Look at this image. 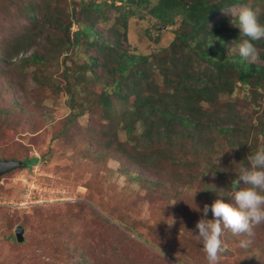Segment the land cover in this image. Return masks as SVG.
Segmentation results:
<instances>
[{
    "label": "trees",
    "instance_id": "trees-1",
    "mask_svg": "<svg viewBox=\"0 0 264 264\" xmlns=\"http://www.w3.org/2000/svg\"><path fill=\"white\" fill-rule=\"evenodd\" d=\"M7 1L8 13L11 16L17 11L22 14V18L29 20L21 34L11 36L10 45L2 44L0 39V84L4 94L13 92L11 104L3 107L2 111L18 125L26 112L32 108L21 103L24 93L21 81L24 78L15 72L22 73L24 66L32 65L35 67L32 78L36 82V90L54 97H66L65 100L69 103L70 113L65 117L57 137L60 135L67 138L69 135L86 131L88 124L82 126L78 120L80 117L84 119L96 113L95 106L98 103H104L107 111H111L101 115L113 116L112 109L108 108L110 96L125 101L133 98L140 102L141 105L135 107L133 112L122 115L123 120L127 116L135 119L137 115L146 125L145 134H159V138L167 147V153L164 155L162 151L157 153L151 150L142 153L139 160L131 162L129 168L121 165V171L126 175L131 171L136 172L132 179L136 183L155 184L156 177L152 168L156 166H162L161 170H179L182 166L195 169L200 166L202 170H192L198 177L208 182L209 177L215 176L216 186L220 190H228L240 166H248V154L264 146V104L255 121L252 117L245 118L235 112L237 105L242 109L247 107L249 102L256 103L259 97L264 96V65L241 62L235 53L224 54V46L230 38L239 40V30L233 28L224 35L220 28L224 24H231V17L221 15L215 19L225 7L251 4L256 8L260 0H156L147 9V14L155 21V36L159 37L160 30L156 28L157 25L166 24L173 28L170 31L172 36L165 44L163 52L157 54V51L153 50L150 56L132 51L128 37L129 31L135 25L145 27L146 23L141 16L142 3L150 4L152 0H64V13L53 2L42 0L40 14L36 9L38 4L35 0H2V3ZM111 20L115 26L122 29L114 27L104 30L99 25L101 21ZM259 20L264 24V10L259 14ZM73 23L77 25V29L71 31ZM147 37L150 38L151 34H147ZM255 46L257 51L258 47L263 49L260 55L264 56V40L256 41ZM81 47L88 48L85 60L72 61L73 54ZM27 48L32 49L31 53L13 60V55L16 56L20 50ZM197 57L210 63L211 67L202 68L200 71L195 69ZM67 61H70V65L66 64ZM60 68H63L61 73H52V70L58 71ZM156 71L162 75L161 82L156 80ZM99 82L101 85H98ZM237 83L247 85L250 91L243 94V98L240 95L233 96L222 107L214 109L212 102L216 92L221 90L232 94ZM17 89L20 92H17ZM238 92H241L240 88ZM247 97L251 100H247ZM202 102H207L208 106L203 107ZM3 114L0 121L5 119ZM2 125L9 127L8 132L14 129V126H8L7 122ZM126 128L130 130L129 125ZM214 139H224L232 144L223 149L225 144L215 146ZM201 143L207 145L204 150L199 149ZM103 147L109 149L110 142H105ZM222 149L224 159L218 166L213 160V154ZM135 151L140 153L138 149ZM13 158L24 162L23 167L27 169L36 161V158H33V161L28 157ZM180 175L181 173L178 177ZM207 184L209 190L215 188L214 183ZM173 193L175 198L179 193L178 189L175 188ZM205 199L206 204L211 205L209 191L206 192ZM211 215L209 210L206 218L212 219ZM105 218L106 215L103 219L107 221ZM128 230L131 234L134 233L131 228ZM13 234L9 235L13 242H24V239L18 242ZM184 237L197 249L202 247L194 235ZM227 237L229 239L225 242ZM58 238L65 264H99L87 253L89 244L75 240L71 246V241L65 234ZM131 238L141 249L152 246L149 240L139 235ZM239 238L225 230L221 239L228 245ZM127 239L130 240L128 236ZM248 251L247 255L238 256L236 264H264L263 245ZM163 257V263L171 264L170 255ZM200 259L203 264H207L203 249ZM177 261L180 264H189L181 259ZM223 262L226 261L221 257L220 264ZM135 264L155 263L148 254L146 260H139Z\"/></svg>",
    "mask_w": 264,
    "mask_h": 264
},
{
    "label": "rangeland",
    "instance_id": "rangeland-1",
    "mask_svg": "<svg viewBox=\"0 0 264 264\" xmlns=\"http://www.w3.org/2000/svg\"><path fill=\"white\" fill-rule=\"evenodd\" d=\"M41 1L35 0L39 14L43 6ZM46 1L53 2L64 13L63 8L66 7L64 0ZM154 2L156 0H152L150 4L142 3L141 16L146 23L145 27L135 25L129 31L128 37L129 48L132 51L148 56L153 50H156L157 54L163 52L165 44L172 36L170 31L173 28L166 24L157 25L156 28L160 30L159 37L155 36L157 33L156 29L153 31L155 21L147 14V9ZM258 3L256 8L261 13L264 10V0ZM239 5L241 4L225 8ZM8 8L9 1L3 4L0 0V39L4 45H10L11 36L21 34L29 22L17 11L11 16ZM224 9L215 19L221 15L230 16ZM99 25L104 30L114 27L122 29L115 26L113 20L101 21ZM233 28L236 27L232 24H224L220 29L225 35ZM76 29L77 25L73 23L71 31ZM147 34H151V37L148 38ZM237 42L233 37L230 38L224 46L223 53L233 54L232 48ZM261 50L263 51L258 47L259 54L254 63L264 65ZM31 51L30 48L20 50L16 56L13 55V60L28 55ZM87 52V47L78 48L71 60L74 62L85 60ZM66 64L70 65V61ZM210 67L207 61L197 59L195 69L198 71ZM62 70L63 68L58 71L52 70V73H61ZM191 70L195 72L194 69ZM22 71L15 72L24 78L21 84L24 86L25 94L22 91L21 103L32 109L26 112L19 125L10 120L8 114H3L2 109L11 104L13 92L4 94L0 84V116L3 114L5 118L4 121H0V157L5 159L28 157L32 161L36 158V161L32 162L29 169L15 168L0 178V264H65L58 238L64 234L70 239L71 246L75 240L89 244L87 253L99 264H135L139 260H146L148 254L153 263L165 264L162 260L164 257L157 251L158 247L165 257L171 256L169 257L171 264H180L178 259L189 264H203L200 259L202 247L197 249L190 245L192 243L186 241L184 236L192 235L189 231L193 234L197 231L195 223L202 215L191 208L195 206L191 196L193 191L198 190L193 199L201 209L206 204L207 191L212 202L217 198L231 202L230 197L219 195L227 190H220L216 186L217 178L209 177L208 182L215 184H213L215 188L209 190L208 182L192 171L202 170L200 166L195 169L182 166L178 168L179 170H161L162 166H156L152 168L156 177V179L153 177L156 180L155 184L136 183L132 180L136 172L131 171L126 175L121 171V165L129 168L131 162L139 160L142 153L151 150L157 153L162 151L164 155L167 153V147L159 138V134L156 136L145 134L146 125L141 118L137 115L135 119L127 116L123 120L122 115L133 112L135 107L141 105L140 102L133 98L125 101L110 96L108 108L112 109L113 116L109 114L104 116L111 111H107L104 103H98L95 106L96 113L84 119L80 117L78 120L82 126L88 124L86 131L69 135L67 138L60 135L57 137L65 117L70 113L66 97H54L36 90V82L32 78L34 66H24ZM13 72L11 73L14 74ZM155 77L161 82L162 75L157 71ZM238 88L241 92H238ZM16 91L20 92L18 89ZM247 91H250L247 85L241 83L235 85L232 94L218 90L216 96L212 95L213 108L222 107L233 96L240 95L243 98ZM259 92L262 94L260 89ZM247 100L251 99L247 97ZM263 104L262 95L256 103L249 102L245 108L241 109L237 105L235 112L245 118L252 117L255 121L261 114ZM201 105L207 107L208 103L202 102ZM102 113L104 115H101ZM3 122H7L8 126L12 125V128L14 126V129L8 132L9 127L5 128ZM127 125L130 126V130L126 128ZM105 142H110L109 149L103 147ZM213 142L215 146L225 144L223 149L232 144L224 139H214ZM206 146L201 143L199 149L204 150ZM137 149L140 153H136ZM223 149L213 154V160L218 166L224 159ZM200 155L201 150L198 152L199 158ZM185 158L186 156L183 160ZM202 167L205 169V164ZM175 188L179 193L173 198ZM173 201L176 202L172 204ZM104 215L108 222L103 219ZM172 218L174 223L169 226L166 222H170ZM17 226L24 230L23 243L13 242L9 237L10 234L15 235L14 230ZM258 227L254 234L247 238L251 241L247 248L239 246L242 237L227 245L228 250L221 256L226 262L222 264H236L240 254L245 256L249 249L258 245L264 246V224ZM128 228L134 233L131 234ZM138 235L149 240L152 246L141 249L134 244L131 237L135 238ZM175 237L177 239L174 240ZM228 239L229 237L225 242Z\"/></svg>",
    "mask_w": 264,
    "mask_h": 264
},
{
    "label": "clouds",
    "instance_id": "clouds-1",
    "mask_svg": "<svg viewBox=\"0 0 264 264\" xmlns=\"http://www.w3.org/2000/svg\"><path fill=\"white\" fill-rule=\"evenodd\" d=\"M224 10L230 14V23L239 30V40L232 52L238 54L241 62L254 63L258 56L255 42L264 40V24L259 20L260 10L251 4ZM247 161L248 166H240L228 190L219 193L220 196L230 197V203L217 198L211 205L205 204L201 209L193 199L198 190L191 193L195 206L190 207L202 215L195 223L197 231L194 234L189 232L202 245L207 264H220L222 254L228 250L221 239L225 230L230 231L233 236L242 237L239 246L247 248L251 243L247 238L254 234L255 227L264 224V146L248 154ZM209 210L212 219L206 218ZM166 223L171 226L174 219ZM157 251L164 256L159 247Z\"/></svg>",
    "mask_w": 264,
    "mask_h": 264
},
{
    "label": "water",
    "instance_id": "water-1",
    "mask_svg": "<svg viewBox=\"0 0 264 264\" xmlns=\"http://www.w3.org/2000/svg\"><path fill=\"white\" fill-rule=\"evenodd\" d=\"M24 165H25V163L21 162L19 160L1 159L0 160V178H1L2 174L6 173L8 171H11L15 168L23 167ZM14 231H15V237H16L17 241L22 242L24 239L23 228L21 226H17Z\"/></svg>",
    "mask_w": 264,
    "mask_h": 264
},
{
    "label": "built area",
    "instance_id": "built-area-1",
    "mask_svg": "<svg viewBox=\"0 0 264 264\" xmlns=\"http://www.w3.org/2000/svg\"><path fill=\"white\" fill-rule=\"evenodd\" d=\"M59 201V200H58ZM31 202V201H30Z\"/></svg>",
    "mask_w": 264,
    "mask_h": 264
}]
</instances>
